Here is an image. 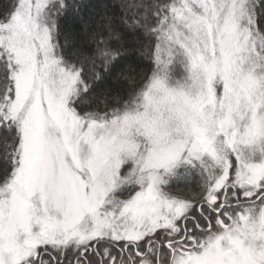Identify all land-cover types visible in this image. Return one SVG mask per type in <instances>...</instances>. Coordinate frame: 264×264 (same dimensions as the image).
Masks as SVG:
<instances>
[{
	"label": "snow or ice",
	"instance_id": "6c2138e0",
	"mask_svg": "<svg viewBox=\"0 0 264 264\" xmlns=\"http://www.w3.org/2000/svg\"><path fill=\"white\" fill-rule=\"evenodd\" d=\"M90 6L0 7V264H264V0Z\"/></svg>",
	"mask_w": 264,
	"mask_h": 264
},
{
	"label": "trees",
	"instance_id": "16d2710c",
	"mask_svg": "<svg viewBox=\"0 0 264 264\" xmlns=\"http://www.w3.org/2000/svg\"><path fill=\"white\" fill-rule=\"evenodd\" d=\"M79 3H85L91 5L89 8L83 11L82 16L73 24L71 20H66L63 22L65 27H74L77 32H80L85 23H90L91 21L98 20L101 15L104 14L105 5L113 3V0H78ZM139 2V0H137ZM7 0H0V7L5 5ZM132 59L136 62L134 67L135 70H139L144 66V63L139 60L138 55L132 57ZM112 85V79L106 78L103 82L99 83L95 89L97 93L102 92L104 89L110 87ZM103 97H101V101ZM174 186H178L180 188L190 187L192 189L196 188V178L193 177L191 182L180 181L178 183L174 182Z\"/></svg>",
	"mask_w": 264,
	"mask_h": 264
}]
</instances>
